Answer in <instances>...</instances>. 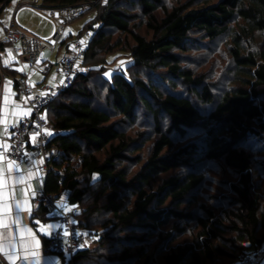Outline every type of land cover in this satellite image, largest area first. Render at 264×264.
I'll return each instance as SVG.
<instances>
[{
    "label": "trees",
    "instance_id": "1",
    "mask_svg": "<svg viewBox=\"0 0 264 264\" xmlns=\"http://www.w3.org/2000/svg\"><path fill=\"white\" fill-rule=\"evenodd\" d=\"M166 2L98 3L81 71L49 106L63 172L45 192H66L96 233L76 264H235L264 247V0ZM222 40L232 76L218 92L185 57ZM121 52L131 63L106 62ZM147 118L151 130L128 133ZM212 165L225 177L208 186Z\"/></svg>",
    "mask_w": 264,
    "mask_h": 264
},
{
    "label": "crops",
    "instance_id": "2",
    "mask_svg": "<svg viewBox=\"0 0 264 264\" xmlns=\"http://www.w3.org/2000/svg\"><path fill=\"white\" fill-rule=\"evenodd\" d=\"M37 4L38 0H12L0 16V146H3L0 148L4 149L9 145L8 137L12 126L31 114L27 113L29 108L21 96L18 79L28 74L29 82L35 90L43 84L54 86L62 80L61 72L56 69L45 73L36 68L31 72L26 56L13 52V48L19 46L20 41H6V33L12 25L28 35L38 38L50 37L53 23L26 8ZM37 7H42V4ZM87 33L92 37L93 31L89 30ZM76 42L81 40L75 41L70 30L66 28L62 42L45 50L46 60L57 62L71 52ZM51 112V108H48L47 116L50 119ZM9 164H12L11 169ZM15 166L16 164L4 155H0V264H21L22 256L34 258L35 264H65L62 256L44 251L47 244L45 233H49L51 229L48 226H54L55 220L51 218L52 209L39 207L36 203L45 192L48 178L42 171V159L35 154L32 164H20L19 172L15 171ZM18 176L24 178L19 184L16 182ZM59 198V205L68 210L71 205L68 203L66 192ZM17 204L20 205L19 208L16 207ZM35 241H38V244ZM24 242H32L29 251H25L22 246ZM88 245L91 247L90 241ZM254 256L257 264H264V247L254 251Z\"/></svg>",
    "mask_w": 264,
    "mask_h": 264
},
{
    "label": "built area",
    "instance_id": "3",
    "mask_svg": "<svg viewBox=\"0 0 264 264\" xmlns=\"http://www.w3.org/2000/svg\"><path fill=\"white\" fill-rule=\"evenodd\" d=\"M91 4L82 3L77 6L44 8L34 5L26 8L45 17L53 23V32L49 38H38L26 34L23 30L12 25L6 33V41L13 43L20 41L19 46L13 48L15 54L26 56L31 72L40 68L49 73L53 69L61 72L62 80L54 86L41 85L35 90L28 79V74L18 79L21 96L26 106L31 109L30 116L12 126L6 149L0 148V155H4L14 164H32L33 156L37 154L43 161L42 171L45 175H62L63 169L57 166L62 161V152L54 143L55 132L49 125L47 110L59 94L68 90L75 82L81 71V62L86 55V43L76 42L71 52L65 54L57 62L47 61L45 50L56 47L62 42L66 26L84 13ZM50 133V134H49ZM35 137V139H33ZM60 198L56 194L44 192L37 200V206L52 209L51 218L55 225L47 234V244L44 251L54 253L64 258L65 264H76L75 255L93 241L96 233L78 227L76 215L77 206H69L68 210L59 205ZM67 233V235H65ZM235 264H257L252 250L241 252Z\"/></svg>",
    "mask_w": 264,
    "mask_h": 264
},
{
    "label": "rangeland",
    "instance_id": "4",
    "mask_svg": "<svg viewBox=\"0 0 264 264\" xmlns=\"http://www.w3.org/2000/svg\"><path fill=\"white\" fill-rule=\"evenodd\" d=\"M106 0H92L89 1V3L91 4V6L84 12L83 15L77 17L72 23L68 24V26L66 27L67 30H70V33L74 36V40L78 41H84L86 42V44L89 43L91 36L88 35L87 31L85 30V25L89 22L92 21L96 18L97 15V11L95 10V7L97 6L98 3L100 4H104ZM186 1V0H168V5L171 3L172 5H176L177 3H181ZM201 1H206V0H199V2ZM211 2H215L217 0H208ZM42 4V0H38V4L37 6H40ZM34 17V15H33ZM32 17V18H33ZM34 23H36V21H34ZM37 24V23H36ZM99 29V26H95L94 31H97ZM93 31V32H94ZM141 33H146L147 31L143 28L141 31ZM3 34V33H2ZM70 35V34H67ZM71 39V38H70ZM224 41H220V42H216L213 43L212 45H210V50H214L211 53V55H209L207 49H205L204 51L201 52H191L189 55H187L185 57V64L188 66H195L196 68H198L201 71L204 72H208L209 76H210V80L212 82H215L217 84V88H215V90H217L218 92H222L223 89H226L228 86H230V81H231V74L227 73V69L228 67H230V65L228 64L227 61V57L226 54L223 52V47H224ZM87 48V45L85 46ZM215 54L219 55L216 56ZM106 62L108 64H110V66H112L113 68H121L122 66L127 65L128 63H131V58L130 55L127 54V52H121V53H116L114 55H111L109 57H107ZM121 62H123V65L121 66ZM142 127L146 130H151L152 129V122H151V118H147V119H143L142 123L139 124V126H134L132 127L130 130H128L129 134H133L136 132V130H140L142 129ZM185 140H178V144L183 143ZM203 171V169H202ZM206 180H205V184L210 186L214 183V180L219 176L220 178H223L225 176H220L221 174V169L220 167H216V165H212L207 166V170H206ZM204 193H209V189H204L203 190V196ZM180 224V227H184L185 224ZM194 224H189L187 225V228H190L189 230L192 231V229L194 228ZM171 229L168 228L167 230ZM116 236L119 237L118 233L114 234V238L116 239ZM180 240H191V236H189L188 234L186 236L184 235H180ZM97 237V236H96ZM117 237V238H118ZM94 240V239H92ZM93 241H90V243H92ZM156 242V240H155ZM89 244V243H88ZM154 244V242H153ZM93 247V244H91ZM89 245H87L88 247ZM117 247H119L117 245ZM106 252H109V250L106 248L105 250Z\"/></svg>",
    "mask_w": 264,
    "mask_h": 264
},
{
    "label": "snow or ice",
    "instance_id": "5",
    "mask_svg": "<svg viewBox=\"0 0 264 264\" xmlns=\"http://www.w3.org/2000/svg\"><path fill=\"white\" fill-rule=\"evenodd\" d=\"M81 43H84V41H81ZM123 65V62H121V66ZM106 75H110L109 73H106ZM63 81H61V83H62ZM31 112V109H28L27 110V113H30ZM26 113V114H27ZM50 134V133H49ZM33 139H35V137L33 138ZM0 147H3V146H0ZM9 169H11L12 168V164H9ZM20 168H21V166L19 165V164H16V166H15V171L16 172H19L20 171ZM25 171L27 172V169H25ZM29 175H31V173H29ZM24 178L23 177H17V180H16V182H17V184H19L22 180H23ZM21 195H23V192H21ZM32 195H33V197L35 196V192L33 191L32 192ZM16 207L17 208H19L20 207V205L19 204H17L16 205ZM37 224H39V222H37ZM53 226L52 225H49L48 226V228L49 229H51ZM25 231H28L27 229H25ZM45 234H48V233H45ZM65 235H67V233H65ZM31 243L32 242H24L23 243V247L25 248V251H29L30 250V248H31ZM35 243L36 244H38V241H35ZM20 259H21V264H35V261H34V258L33 259H30L28 256H22V257H20Z\"/></svg>",
    "mask_w": 264,
    "mask_h": 264
}]
</instances>
